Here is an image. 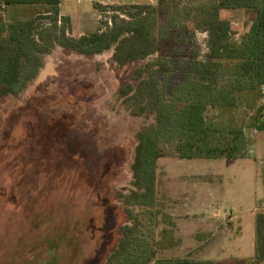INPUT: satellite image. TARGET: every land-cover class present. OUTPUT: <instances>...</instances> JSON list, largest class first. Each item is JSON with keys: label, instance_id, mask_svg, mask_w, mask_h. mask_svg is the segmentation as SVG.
Here are the masks:
<instances>
[{"label": "rangeland", "instance_id": "obj_1", "mask_svg": "<svg viewBox=\"0 0 264 264\" xmlns=\"http://www.w3.org/2000/svg\"><path fill=\"white\" fill-rule=\"evenodd\" d=\"M207 1L180 0L182 6ZM95 2L110 6L98 11ZM157 2L61 0L60 11L73 17L67 34L78 36L104 28L113 11L127 17L128 9L113 6ZM5 4L0 0L6 18H27L40 8ZM229 15L237 38L250 15L243 9ZM188 21L179 26L191 31ZM179 37L164 39L161 50L182 54L185 72L193 47L204 57L207 33L196 29L184 44ZM111 54L58 46L22 93L0 97V264H105L120 226L130 221L121 196L132 188L135 134L153 117L131 114L119 93L136 85L143 61L118 65ZM246 135L247 153L237 159L178 158L171 148L158 159L157 191L174 236L157 260L253 257L259 242L264 252V129L249 127Z\"/></svg>", "mask_w": 264, "mask_h": 264}, {"label": "trees", "instance_id": "obj_2", "mask_svg": "<svg viewBox=\"0 0 264 264\" xmlns=\"http://www.w3.org/2000/svg\"><path fill=\"white\" fill-rule=\"evenodd\" d=\"M60 1L4 0L11 7L40 8L27 18H6L0 12V97L22 93L38 76L44 57L58 46L84 55L112 50L118 65L143 61L135 70L136 85L126 84L119 93L131 114L153 117V122L135 134L132 188L121 196L130 221L120 226L105 264H260V242L253 257L157 260V250L170 246L174 236V222L163 212L158 195L157 168L167 148L178 158L243 157L246 128L264 129V0L117 5L113 9H128L127 17L113 11L104 28L78 36L67 34L71 18L61 13ZM107 6L95 2L98 11ZM232 9L250 15L237 38L232 35ZM186 16L191 31L189 25L179 26ZM45 18L49 24L42 22ZM196 29L207 33L206 51L198 59L193 47L194 60L184 72L183 55H165L163 40L180 35L178 41L184 44Z\"/></svg>", "mask_w": 264, "mask_h": 264}, {"label": "crops", "instance_id": "obj_3", "mask_svg": "<svg viewBox=\"0 0 264 264\" xmlns=\"http://www.w3.org/2000/svg\"><path fill=\"white\" fill-rule=\"evenodd\" d=\"M60 5H61V1H60ZM69 16H70V15H69ZM71 16H72V15H71ZM71 18H73V17H71ZM81 32H83V31H81ZM262 102H264V96H263V98H262ZM263 106H264V103H263ZM263 111H264V109H263ZM226 159H228V158H226ZM236 159H237V158H236ZM215 215H216L217 218H219V217H218V215H219L218 212H215ZM233 215H234V214H233ZM233 215H230V214H229V215H228V218H227V221L231 220ZM223 216L225 217L224 214H223ZM234 256H235V255H234ZM238 257H239V256H238ZM222 258H223V257H222Z\"/></svg>", "mask_w": 264, "mask_h": 264}, {"label": "built area", "instance_id": "obj_4", "mask_svg": "<svg viewBox=\"0 0 264 264\" xmlns=\"http://www.w3.org/2000/svg\"><path fill=\"white\" fill-rule=\"evenodd\" d=\"M4 6V5H3Z\"/></svg>", "mask_w": 264, "mask_h": 264}]
</instances>
